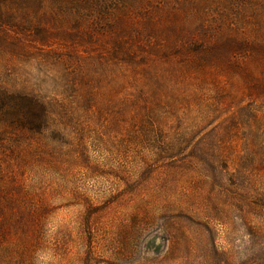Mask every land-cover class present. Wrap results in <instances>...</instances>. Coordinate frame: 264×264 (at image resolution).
<instances>
[{
    "label": "rangeland",
    "instance_id": "obj_1",
    "mask_svg": "<svg viewBox=\"0 0 264 264\" xmlns=\"http://www.w3.org/2000/svg\"><path fill=\"white\" fill-rule=\"evenodd\" d=\"M0 107V264H264V0H0Z\"/></svg>",
    "mask_w": 264,
    "mask_h": 264
},
{
    "label": "trees",
    "instance_id": "obj_2",
    "mask_svg": "<svg viewBox=\"0 0 264 264\" xmlns=\"http://www.w3.org/2000/svg\"><path fill=\"white\" fill-rule=\"evenodd\" d=\"M12 102H13V104L11 106H12V109L14 110V112L12 113L13 117H15V115H16V116H22L23 118H25L24 114H27V118H29V119H25V120L29 124H35L36 123V119H41L42 118L43 111L39 112V110L36 107L38 102H35V101L31 102V100L25 102L24 100L17 99L15 97H14V99H12ZM27 106L28 107L31 106L30 108H32V109L31 110H29L30 108L27 109L26 108ZM19 108H21L22 111H20ZM0 109H1V107H0ZM22 112H24V114ZM19 113H20V115H18ZM22 117L19 118L21 122L24 120Z\"/></svg>",
    "mask_w": 264,
    "mask_h": 264
}]
</instances>
